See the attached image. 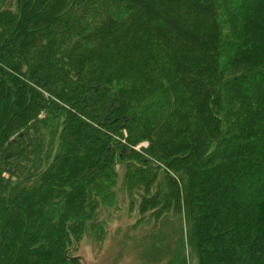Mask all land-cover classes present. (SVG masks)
I'll list each match as a JSON object with an SVG mask.
<instances>
[{
  "label": "trees",
  "instance_id": "obj_1",
  "mask_svg": "<svg viewBox=\"0 0 264 264\" xmlns=\"http://www.w3.org/2000/svg\"><path fill=\"white\" fill-rule=\"evenodd\" d=\"M119 173L136 264H264V0H0V264H78Z\"/></svg>",
  "mask_w": 264,
  "mask_h": 264
},
{
  "label": "rangeland",
  "instance_id": "obj_2",
  "mask_svg": "<svg viewBox=\"0 0 264 264\" xmlns=\"http://www.w3.org/2000/svg\"><path fill=\"white\" fill-rule=\"evenodd\" d=\"M121 175L119 173L116 181L113 207H102L94 218V222L102 225V239L96 241L87 229L76 247L70 249V255L78 259V264H136L135 249L143 243L148 228L139 225L141 216L137 206L130 207Z\"/></svg>",
  "mask_w": 264,
  "mask_h": 264
}]
</instances>
